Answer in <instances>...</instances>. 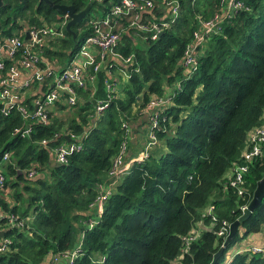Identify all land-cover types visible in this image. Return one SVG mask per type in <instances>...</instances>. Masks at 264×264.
Masks as SVG:
<instances>
[{
    "label": "trees",
    "instance_id": "obj_1",
    "mask_svg": "<svg viewBox=\"0 0 264 264\" xmlns=\"http://www.w3.org/2000/svg\"><path fill=\"white\" fill-rule=\"evenodd\" d=\"M3 1L0 36L12 34L23 21H55L54 11L43 1ZM49 1L72 5L76 12L89 4L88 10L98 7L103 14L109 4L118 2ZM176 1V18L155 40L142 33L134 36V29L119 21L126 27L116 51L133 58L125 68L120 62L113 64V97L97 117L90 116L92 105L95 99L106 98L105 83H111L106 69L96 73L92 98L90 86L75 87L81 102L67 110L57 103L49 123L30 122L27 136L13 134L15 127L26 123L15 109L0 113V158L4 151L9 154L6 163L0 164L5 177L2 191L13 188V203L0 198V231L8 240L0 264H39L73 250L74 258L64 264L210 263L224 240L216 235L219 221L235 220L256 181L264 177V142L260 156L248 163L243 175L242 195L225 177L234 164L243 162L248 133L263 123L264 0H239L242 8L226 13L220 0ZM165 13L158 4L142 18L149 14L161 18ZM214 14L221 15L220 28L198 46L196 67L185 77L181 56L197 29V19ZM85 15L70 26L74 39L63 30L65 38L50 42L52 49L43 48L47 60L61 61L66 57L62 49L73 52L90 33V18ZM134 37L140 39L138 45ZM119 69L127 72L125 77L118 74ZM169 87L170 102L157 110L158 126L152 129L163 151L132 163L98 212L92 203L99 184L107 182L125 127L132 131L144 120L147 124L146 105ZM21 104L31 109L28 99ZM63 130L79 136L80 150L62 164H51L50 148L66 142ZM42 139L44 146L37 144ZM29 170H33L31 176ZM208 207L210 214L205 212ZM7 215L24 219L23 227H10ZM263 224L264 197L213 264H264V251L241 247L229 259L225 254ZM191 235L193 239L185 241Z\"/></svg>",
    "mask_w": 264,
    "mask_h": 264
},
{
    "label": "built area",
    "instance_id": "obj_2",
    "mask_svg": "<svg viewBox=\"0 0 264 264\" xmlns=\"http://www.w3.org/2000/svg\"><path fill=\"white\" fill-rule=\"evenodd\" d=\"M100 1V0H99ZM166 13L161 18H142L143 13H149L153 6L158 5ZM220 4L225 5L224 13L242 8L239 0H220ZM178 3L176 0H118L116 4L108 6V11L103 14L100 11L98 17L90 18L88 23L91 31L81 39L75 50L71 52L68 49H62L65 58L61 61L57 59L47 60L43 56V48L50 47V42L65 38L63 30L68 21L66 14L55 16V21L51 23L27 24L24 21L20 28H16L12 34L0 36V113L7 115L12 109H15L26 122L15 127L13 134L20 137L27 136L30 132V122L46 125L49 123L48 116L53 114L57 103L64 106V110L71 109L75 104L81 102L76 88L90 86V95L92 98L96 82V73L106 69L104 72L109 76V82L105 83L106 98L95 99L92 105L91 117H97L107 105L115 89L112 83L115 79L111 77V68L115 62H120L125 68L131 63L132 55L121 56L116 47L119 44L120 33L128 25L135 31L145 34L150 40H155L163 30L176 18ZM126 21V26L121 27L119 21ZM221 15L214 14L211 18L203 20L197 19V29L192 32L191 41L185 46L181 64L184 68L183 74L188 77L196 67V55L198 46L203 40L217 32L220 28ZM55 49V47H54ZM53 49V50H54ZM136 70V69H135ZM121 77H125V70H118ZM175 87H179L178 83ZM33 95V96H31ZM63 96V97H62ZM31 97V98H30ZM28 99L31 103V109H27L21 101ZM170 102V97L163 94L160 97L153 96L145 107L144 116L147 118V142L143 145L141 151L136 155H129L128 145L130 130L125 127L123 138L118 145L116 154L111 160L107 171V182L98 186V195L92 203L100 212L101 204L106 196L109 195L115 183L127 172L132 163H140L147 159L150 154V148L156 146V139L152 129L158 126L157 110L163 104ZM64 135L66 142L58 143L50 148L52 160L54 163L62 164L66 157L78 150L79 136L73 132H60ZM264 142V113L263 123L254 128L247 136V148L243 152V162L234 164L227 177L229 186L234 188L237 195H242L243 175L247 171L248 163L260 156V146ZM38 145H45V140L37 142ZM8 152L4 151L0 158V164L4 165L8 160ZM33 174V170L28 171V176ZM5 177L0 169V191H2ZM246 205L240 207L242 211ZM205 212L211 213L208 207ZM2 216L0 212V217ZM215 221V217H211ZM6 222L10 227L21 228L24 225V219H19L15 215H7ZM91 225V224H90ZM229 223L225 220L219 221L216 231L217 236L227 234ZM194 236H188L185 241L193 239ZM8 240L0 236V253L7 250ZM252 252L264 251V247L250 246ZM75 256V251L56 255L53 260L65 259L68 262Z\"/></svg>",
    "mask_w": 264,
    "mask_h": 264
},
{
    "label": "water",
    "instance_id": "obj_3",
    "mask_svg": "<svg viewBox=\"0 0 264 264\" xmlns=\"http://www.w3.org/2000/svg\"><path fill=\"white\" fill-rule=\"evenodd\" d=\"M38 1H43L45 4H47V6H49L57 16H62L64 14L67 15L69 19L65 24V31L71 35L72 39H74L75 34L73 31H71L70 26L78 22L85 15L90 5L87 4L83 9L76 12L72 5L53 4L49 0H38ZM3 2H4L3 0H0V7L3 5ZM50 163L53 164L54 161L50 159ZM263 197H264V177L256 181L255 188L253 189L250 200L243 208L240 215L235 220L229 223L227 235L224 238L221 246L212 255V259L209 264H213L216 261L217 257L220 255L222 250L228 245L230 240L234 237L235 233L237 232L239 224L249 217V215L261 203V199ZM1 235L2 232L0 231V236Z\"/></svg>",
    "mask_w": 264,
    "mask_h": 264
},
{
    "label": "crops",
    "instance_id": "obj_4",
    "mask_svg": "<svg viewBox=\"0 0 264 264\" xmlns=\"http://www.w3.org/2000/svg\"><path fill=\"white\" fill-rule=\"evenodd\" d=\"M171 89H172V87L166 88V91L164 92V94H167L168 91ZM143 120H144V118H143ZM146 127H147V124L145 123V120H144L143 122L139 123V125L133 127V130L130 131V138H129V145H128L129 155H136L137 153H139L141 151V149L143 147V145L141 144L142 140H143L142 130L143 129L146 130ZM163 149L164 148H163L162 144H160V142L158 141L154 150L150 151V154H158V153L162 152ZM229 174H230V170H228L226 172L225 177L227 178L229 176ZM0 198L6 202L13 203V199L10 197V192L8 189H6L4 191H0ZM197 225L200 226V224H197ZM194 232H195V234H197V230ZM239 232H240V230H239ZM238 244H239V248H241V247L242 248H247V247L249 248L250 246L264 247V224L258 232L244 237L243 239L238 241ZM236 250H233L227 259H229L230 256L232 254H234V252ZM64 262H65V259H63V258L58 259L57 261H54L53 258L47 257L46 259H44L39 264H64Z\"/></svg>",
    "mask_w": 264,
    "mask_h": 264
},
{
    "label": "rangeland",
    "instance_id": "obj_5",
    "mask_svg": "<svg viewBox=\"0 0 264 264\" xmlns=\"http://www.w3.org/2000/svg\"><path fill=\"white\" fill-rule=\"evenodd\" d=\"M99 14H100V11H99V8L98 7H95V8H90L88 11H87V14L85 15V18H93V17H98L99 16ZM56 16V15H55ZM134 38H136L137 40H136V44L138 45L139 43H140V39L139 38H137V37H134ZM142 136H143V140H142V145H144L146 142H147V132H146V130L145 129H143L142 130ZM154 148H155V146H152L151 148H150V150L152 151V150H154ZM137 153V152H136ZM9 186H7V188H8ZM10 191V194L12 193V190H13V188H8ZM250 246V245H249ZM239 248V244H238V242L236 241L235 243H233L232 244V246H230L228 249H227V251H226V255H230L231 254V252L233 251V250H236V249H238Z\"/></svg>",
    "mask_w": 264,
    "mask_h": 264
}]
</instances>
